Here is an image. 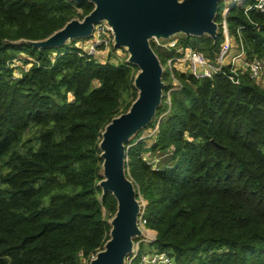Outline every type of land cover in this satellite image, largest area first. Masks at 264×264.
Returning <instances> with one entry per match:
<instances>
[{"label":"trees","instance_id":"16d2710c","mask_svg":"<svg viewBox=\"0 0 264 264\" xmlns=\"http://www.w3.org/2000/svg\"><path fill=\"white\" fill-rule=\"evenodd\" d=\"M92 9L89 2L0 0V264H89L109 239L116 201L110 193L101 199L98 145L136 99L138 69L100 64L73 41L41 50L20 43L44 40ZM242 9L225 16L229 36L238 40L236 29L245 27L246 59L264 61V18ZM222 32L218 25L215 43L207 36L180 43L213 59ZM150 45L161 64L175 55ZM19 56L33 62L15 79L10 64ZM175 77L180 95L167 103L164 84L147 126L157 131L151 151L168 153L169 163H146L140 132L125 144L126 175L136 199L146 201L143 224L156 232L150 245L175 264H264V87L247 74L238 85L221 74ZM141 253L139 244L131 264Z\"/></svg>","mask_w":264,"mask_h":264},{"label":"water","instance_id":"95a60500","mask_svg":"<svg viewBox=\"0 0 264 264\" xmlns=\"http://www.w3.org/2000/svg\"><path fill=\"white\" fill-rule=\"evenodd\" d=\"M67 1L78 5L89 2L93 9L82 20L67 22L44 40L20 43L37 50L60 48L76 39L89 38L93 26L105 22L113 36V47L125 49L128 53L126 63L138 69L133 80L136 99L127 112L106 125L98 145L102 180L97 186L102 192L101 199L108 193L114 197L116 212L109 221V239L103 250L97 252L89 262L126 264V259L134 252V240L143 234L139 221L144 208L141 209L134 183L125 172L129 148L125 144L153 121L156 109L161 105L164 88V69L150 41H165L181 34L195 38L207 36L215 43L218 4L229 0ZM231 8L226 9V14Z\"/></svg>","mask_w":264,"mask_h":264},{"label":"built area","instance_id":"2783aa9c","mask_svg":"<svg viewBox=\"0 0 264 264\" xmlns=\"http://www.w3.org/2000/svg\"><path fill=\"white\" fill-rule=\"evenodd\" d=\"M245 1L239 3V8H243L244 15L248 16L250 12H255L264 18V0H253V3L245 5ZM226 13V12H225ZM224 14V23L222 24V30L224 38L226 39L224 47L219 54L214 56L213 60H210L204 53L192 48L187 44L177 43L173 38H170L165 44H160L159 41L154 40L158 47L165 48L169 52H173L175 55L167 60V64L170 71V76L173 80L172 90L179 91L181 84L175 77V73L187 74L197 80L211 79L216 74L224 75L230 82L235 85L239 83V76L245 74L240 69H244L247 72L249 79L264 87V61L254 58L247 60L245 51L240 39V31L245 27H239L236 29L238 40L229 36ZM254 27L257 24L252 23ZM232 39V40H231ZM83 45L78 47L82 51V55L93 58L100 64L108 63L106 60L110 48L113 47V36L110 28L105 22H99L93 26L92 34L89 38L83 40ZM232 44L237 46V52L235 54L230 53L232 51ZM33 60L25 58V60H14L10 65L13 70V78L20 77L22 72H25L31 66ZM164 69V68H163ZM228 70V72L226 71ZM142 217L139 221L142 224ZM138 247L134 249L132 255L128 258V264L136 258L138 255ZM132 260V261H131ZM139 264H175L172 257L167 252H160L156 249L143 252L139 256Z\"/></svg>","mask_w":264,"mask_h":264},{"label":"rangeland","instance_id":"374dc122","mask_svg":"<svg viewBox=\"0 0 264 264\" xmlns=\"http://www.w3.org/2000/svg\"><path fill=\"white\" fill-rule=\"evenodd\" d=\"M241 2H243V0H229V1H225V2H220V6H218V11H217L218 19H216V23L218 25H222L224 23V14L226 15V13H225L226 9H228L231 6L232 7L233 6H238V4L241 3ZM182 36L183 35L178 34V35H176L173 38V40H175L177 43H179V41L181 40ZM83 40L84 39H76V40L73 41V44L72 43H66V44L69 45V46H71V44H72L76 48H78V47L83 45V43H84ZM225 41H226V39L224 38L223 47H224ZM166 42L167 41H159L160 44H165ZM150 44H154L155 45L154 50L157 53H160V54L163 55L167 51L165 48L158 47L156 45L157 43L154 40H151ZM233 50H234V48H233ZM232 52H234V51H231L230 53H232ZM109 58L113 59L115 63L120 64V63H123V62H125L127 60L128 53L123 48H119V49H116V50L110 48V51H109V54H108V58L106 60L107 62H108ZM208 58L210 60L214 59V58L212 59L210 57H208ZM19 60H25V58L23 56H19ZM260 60H262V59H260ZM161 62H162L161 65L164 68V75L162 76V81L165 84V91H167L165 95H166V101L168 103L169 98H173L174 99L177 96H179L180 94H179V91L172 90L173 80H172V78L170 76V71H169V67H168L167 61L162 60ZM69 98H70V100L72 99L71 96ZM178 98H180V97H178ZM156 133H157L156 127L149 126V127L144 128L143 130H141L140 133H139V136H138V141H141L143 143L144 151L142 153V156H143L144 160L146 161V163L148 165H151L153 168L168 164L169 163L168 161H169V158H170V155L168 153L167 154H163V153L158 152V151L157 152L151 151V147H152V145L154 144V141H155ZM138 202H139V204L141 206V209L145 208L146 201L143 199V197L141 195L138 196ZM140 228L142 229L143 234H142V236H140V237H138V238H136L134 240L135 241L134 242L135 248L138 247V249H139V244H141L142 253L143 252H147V251H151L154 248L151 247L150 244L155 240L156 232L153 231V230L146 229L143 223L142 224L140 223ZM128 262H129V260L126 259V264H128ZM83 264H87L86 261H83Z\"/></svg>","mask_w":264,"mask_h":264},{"label":"crops","instance_id":"0c3cea01","mask_svg":"<svg viewBox=\"0 0 264 264\" xmlns=\"http://www.w3.org/2000/svg\"><path fill=\"white\" fill-rule=\"evenodd\" d=\"M232 40V39H231ZM234 48V50H233ZM232 51H234L232 54H235L237 52V46H235L234 44H232V47H231ZM109 63L112 64V65H117V63L114 62L113 59H110L109 58ZM115 63V64H114ZM242 72H244L245 74H247V72L244 70V69H240Z\"/></svg>","mask_w":264,"mask_h":264},{"label":"bare ground","instance_id":"6f19581e","mask_svg":"<svg viewBox=\"0 0 264 264\" xmlns=\"http://www.w3.org/2000/svg\"><path fill=\"white\" fill-rule=\"evenodd\" d=\"M232 4V3H231Z\"/></svg>","mask_w":264,"mask_h":264}]
</instances>
